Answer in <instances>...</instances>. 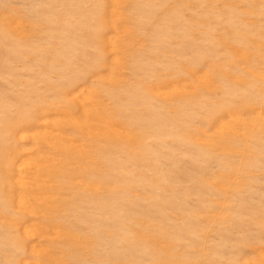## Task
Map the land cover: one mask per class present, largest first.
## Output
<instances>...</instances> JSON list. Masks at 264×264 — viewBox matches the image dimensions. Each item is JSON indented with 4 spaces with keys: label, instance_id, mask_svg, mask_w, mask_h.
I'll return each mask as SVG.
<instances>
[{
    "label": "rangeland",
    "instance_id": "obj_1",
    "mask_svg": "<svg viewBox=\"0 0 264 264\" xmlns=\"http://www.w3.org/2000/svg\"><path fill=\"white\" fill-rule=\"evenodd\" d=\"M0 264H264V0H0Z\"/></svg>",
    "mask_w": 264,
    "mask_h": 264
}]
</instances>
